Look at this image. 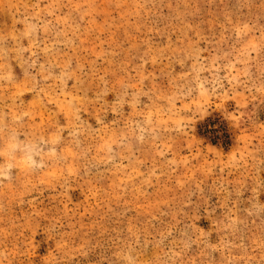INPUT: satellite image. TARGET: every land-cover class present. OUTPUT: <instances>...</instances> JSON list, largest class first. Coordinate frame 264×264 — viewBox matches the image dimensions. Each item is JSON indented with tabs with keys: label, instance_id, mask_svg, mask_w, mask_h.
Masks as SVG:
<instances>
[{
	"label": "rangeland",
	"instance_id": "rangeland-1",
	"mask_svg": "<svg viewBox=\"0 0 264 264\" xmlns=\"http://www.w3.org/2000/svg\"><path fill=\"white\" fill-rule=\"evenodd\" d=\"M10 160L0 264H264V0H0Z\"/></svg>",
	"mask_w": 264,
	"mask_h": 264
},
{
	"label": "clouds",
	"instance_id": "clouds-1",
	"mask_svg": "<svg viewBox=\"0 0 264 264\" xmlns=\"http://www.w3.org/2000/svg\"><path fill=\"white\" fill-rule=\"evenodd\" d=\"M12 154L20 152V147L18 143H14V147L10 149ZM39 153H33L31 151H24L21 157L23 158L26 166L29 169L43 167V161L38 160L37 157ZM14 162L7 161L5 163H0V182L2 181H9L12 179V173L14 169Z\"/></svg>",
	"mask_w": 264,
	"mask_h": 264
}]
</instances>
